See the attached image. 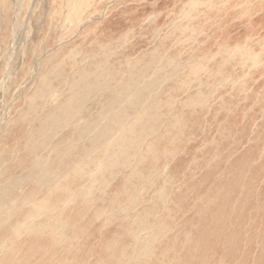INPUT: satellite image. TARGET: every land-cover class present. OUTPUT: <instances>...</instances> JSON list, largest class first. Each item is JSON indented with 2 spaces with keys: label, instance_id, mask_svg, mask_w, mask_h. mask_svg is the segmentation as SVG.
Instances as JSON below:
<instances>
[{
  "label": "rangeland",
  "instance_id": "obj_1",
  "mask_svg": "<svg viewBox=\"0 0 264 264\" xmlns=\"http://www.w3.org/2000/svg\"><path fill=\"white\" fill-rule=\"evenodd\" d=\"M187 1L94 0L71 10L69 24L65 0H0V245L13 242L0 264H264V81L247 100L232 92L247 76L229 68L207 91L211 81L192 68L219 74V46L243 41L248 29L232 7ZM257 25L264 35V13ZM203 91L209 103L194 106ZM80 93L69 118L62 113L71 108L50 101L59 95L68 107ZM87 162L92 174L50 198H61L59 212L40 217L51 230L29 229L19 242L16 226L37 204L24 200L46 199L63 166ZM229 202L244 203L232 229L221 221ZM11 249L19 255L10 258Z\"/></svg>",
  "mask_w": 264,
  "mask_h": 264
},
{
  "label": "bare ground",
  "instance_id": "obj_2",
  "mask_svg": "<svg viewBox=\"0 0 264 264\" xmlns=\"http://www.w3.org/2000/svg\"><path fill=\"white\" fill-rule=\"evenodd\" d=\"M63 1V0H62ZM80 0H65V3H63L62 5H61V7H60V9H62V8H65V10H67L68 12H69V14H71L70 15V19H69V21H68V23L69 24H71V23H73L74 22V15H75V12L76 11H79V9L80 10H82V9H84V8H87V7H91L90 6V4L94 1V0H82L81 2H79ZM205 2V3H204ZM186 4L184 5V7L185 8H187V7H189V5H192V7L193 6H196V8L197 7H199V6H201V5H210L211 7H212V10L214 11V12H221V3H222V5H223V7L224 8H226V7H232V9H233V11L234 12H237L238 14H236V16H235V19L236 20H240L241 22L242 21H245L246 23H245V26L247 27V29H248V32H247V34H246V36H245V39L243 40V41H241V42H237V43H234V42H231L229 45H227V46H225L224 48H222L221 46H219V52L216 54V55H214V58L212 59V61L213 62H216L217 61V59L219 58V57H221V58H223V64L221 65V67H220V73L218 74H216L215 72V74L213 75V76H211L209 73V67H208V65H204V67L203 66H201V65H196V67H194V68H192L193 69V71H197L198 70V74H201L202 75V78L203 77H208L209 78V81H211L210 82V84H208V86H209V88L207 89V91L208 90H211V88H215L216 86H218V85H220L221 84V79H222V81L224 82V78L222 77L223 75H225L226 74V72L228 71V69L230 68V69H232V68H235V67H237V69H239V70H241L242 72H244V74L247 76V78H245V77H243L242 78V83L241 84H239L238 86V88H236V89H234V90H232V92H234V93H237L240 97H242V96H245V97H247V100H249L250 99V97H251V92L253 91V87L251 86V84L252 83H255V85L256 84H258V82H260L261 80H263L264 81V35L262 34V32L259 30V26L257 25V26H254V22H255V19L258 17V15L259 14H262V13H264V0H201V2H199V0H188L187 2H185ZM55 4L57 5L58 4V1H55ZM202 7V6H201ZM53 8H54V6H53ZM58 8V7H57ZM199 9V8H198ZM201 9V8H200ZM63 10V9H62ZM71 10H73V11H75V12H71ZM182 10H184V9H182ZM188 20V19H187ZM186 20V21H187ZM190 20V19H189ZM218 20V19H217ZM175 28H176V26H175ZM178 29V28H177ZM180 29V28H179ZM193 36V35H192ZM188 39V38H187ZM190 41V40H189ZM190 42H192V41H190ZM106 47V46H105ZM115 52V51H114ZM100 54V53H99ZM110 56V55H109ZM113 57V56H112ZM105 58V57H104ZM110 58V57H109ZM109 58H108V56H107V59L109 60ZM62 59V58H61ZM108 60H107V62H108ZM111 60V59H110ZM59 61H60V59H59ZM220 62H221V60H219ZM218 61V63H220ZM106 62V63H107ZM228 62V63H227ZM64 63H66L65 61H62V64H64ZM57 64H59V65H57ZM56 64V66L59 68V66L60 67H62L61 65L62 64H60L59 62ZM102 64V63H101ZM109 64V63H108ZM100 65V64H99ZM54 66L55 65H53V69H54ZM138 66V65H137ZM190 66V65H189ZM232 66V67H231ZM176 67H179V66H175V67H173V68H176ZM248 68V69H247ZM52 69V68H51ZM179 69V68H178ZM177 69V70H178ZM60 70H61V68H60ZM82 70V69H81ZM80 70V71H81ZM219 70L217 71V72H219ZM55 71V70H54ZM80 71H79V73H80ZM176 71V70H175ZM56 72H59V70H56L55 71V73ZM54 73V74H55ZM257 74H259V78H256V75ZM260 74H261V76H260ZM169 75V74H168ZM55 76V75H54ZM169 77H171V76H169ZM261 77V78H260ZM200 76H198V78H196V81H200ZM237 80V79H236ZM235 81V80H234ZM201 82V81H200ZM199 82V83H200ZM262 83V82H261ZM204 84H206V83H204ZM204 84H202L203 86H204ZM200 85V84H199ZM254 85V86H255ZM260 85V84H259ZM155 86H157V85H155ZM201 86V85H200ZM224 86H226V84H224ZM261 86V85H260ZM156 88V87H155ZM206 89V88H205ZM229 89H232V88H229ZM100 90H101V88H100ZM240 90H242V91H240ZM207 91H203V92H201V93H199V94H196L195 96L193 95V97L191 98L192 99V103H194V106H196V105H198L199 107H204V106H207V104L209 103V100H208V97H206L207 95L205 94ZM210 92V91H209ZM103 93V92H102ZM258 93V92H257ZM229 94V93H228ZM231 95V94H230ZM55 96V97H54ZM123 96H125V95H123ZM54 97V98H53ZM84 97V95H83V93H80L79 95H78V98L76 99V97H75V94L74 95H72V97H71V99H70V101L69 102H71V103H68V107L65 105V104H63V105H61V103H62V101H58V99H59V95H53L51 98H50V101H52L53 100V103H56L57 105H55V106H58V104L60 105V109L62 110V111H64V113H66L65 111H66V109L67 110H69L71 107V105H73L74 103H77V101H79L81 98H83ZM231 97L232 98H234V97H236V96H232L231 95ZM240 97H236V98H240ZM114 98H116V97H114ZM41 99H42V97H41ZM110 100H112V99H110ZM116 100V99H115ZM246 100V101H247ZM109 102H111V101H109ZM260 102H263L264 103V82H263V88H262V91H261V94H260V96H259V100H257V103L258 104H260ZM73 103V104H72ZM36 104V103H35ZM35 104H34V106H35ZM78 104H79V102H78ZM127 103H125V105H126ZM53 105V104H52ZM155 105V104H154ZM264 105V104H263ZM110 106V105H109ZM238 106V105H237ZM32 107V106H31ZM38 107V106H37ZM36 107V108H37ZM52 107H54V106H52ZM77 106H74V107H72L71 109L73 110V112H71V111H68V112H70V114H63L62 113V111H61V113H62V116L63 117H66V118H69V117H72V116H74L73 114H74V112H75V108H76ZM263 107V106H262ZM127 108H128V106H127ZM126 108V109H127ZM55 109V108H54ZM70 109V110H71ZM113 109V108H112ZM230 109H233V108H227V110L229 111ZM122 110H124V109H122ZM58 111H59V109H58ZM52 112V111H51ZM55 112H56V110H55ZM58 113V112H57ZM56 115H58V114H56ZM61 115V114H60ZM82 116H85V115H82ZM83 119H85V118H83ZM20 120V119H19ZM21 121V120H20ZM183 121V120H182ZM57 122V121H56ZM145 122V121H144ZM143 122V123H144ZM143 125V124H142ZM110 126H113V122L111 123V125ZM141 128V127H140ZM76 129V128H75ZM109 129V127H107V130ZM111 129V128H110ZM90 130V128L89 129H87V131H89ZM128 130V129H127ZM21 131V130H20ZM126 131V130H125ZM22 132V131H21ZM106 133V132H105ZM177 134V133H176ZM178 135V134H177ZM166 137V136H165ZM223 137V136H222ZM121 139V138H120ZM119 139V140H120ZM113 144V143H112ZM25 145H26V147H30V144L28 143V141L27 142H25ZM109 145H111V143L109 144ZM123 145V144H122ZM107 146V145H106ZM119 146H120V144H119ZM34 147V146H33ZM104 147V146H103ZM153 147H155L154 145L152 146V145H150L149 146V149H151V148H153ZM110 148V147H109ZM35 149V148H34ZM90 149V148H89ZM107 149V148H106ZM37 150V149H36ZM107 151V150H106ZM27 152V151H26ZM25 152V153H26ZM36 152V151H35ZM159 152V151H158ZM152 153V152H151ZM151 153L149 154V155H151ZM263 153V152H262ZM30 154V153H29ZM107 154L105 153V156H106ZM148 155V156H149ZM158 155V154H157ZM27 156V155H26ZM32 157V156H31ZM30 157V158H31ZM156 157V156H155ZM148 157H146L145 159H143V160H141L142 162H146V159H147ZM22 159H24L25 160V158H22ZM47 160V159H46ZM2 160H0V169H1V167H2V165L4 164V162H5V160L4 161H2ZM29 162H30V160H29ZM91 162V161H90ZM24 163V162H23ZM81 163V166H83L84 164L82 163V162H80ZM88 164H86V167L84 168V167H76L75 168V166L73 167V171L72 170H69V169H67L66 171L65 170H62L63 168H64V166H65V164L67 165V164H69V162H63V161H61V166L64 164V166H63V168L62 167H60V168H62V169H60L59 171H60V173H59V171H58V174H59V178L58 179H56L55 181H54V188H53V192H49V190L46 192V193H44L43 192V194H45V196L44 197H46V195H48V197L46 198V199H43V198H40L41 197V195H39V197L38 198H35V197H33L34 195H35V193L36 192H33V193H31V195H29V198H26L24 201H25V204H27V202L28 203H30V201H37V204L35 205V207L33 208V210L32 211H30L29 213H27V214H23V215H25V219L23 220V222H21V224H19V225H17L16 227H17V229L15 230V229H13V232H14V230H15V234H16V237L15 238H17V239H19L18 241L20 242V238H24V236H25V234L26 233H28V231H29V229L31 230V231H33L34 229H36V231H37V229H39L38 230V232H36V234L38 233V234H42V231H45V229L46 230H51L50 229V225L48 224V221H45V220H47L46 218H48V216L47 215H54L56 212H57V210L58 209H60V203H59V201L61 200V198H59L60 200L58 201V202H55L54 204L52 203L53 202V199L50 201V198H54V199H56L55 198V195H57V194H60L62 191V189H64V192H66L67 193V191H68V189L69 188H71V185L72 184H74V181L72 182V184L71 185H69V183H71V182H69V183H67L66 184V186L64 185L65 184V182L67 181L68 182V180H75V179H77V177L80 179V177L82 178V179H84V178H86V177H88V175L89 174H92V173H90V172H92V170H90V172H89V174L87 173V175L85 174V171H86V168L87 167H89V162H87ZM78 164V163H77ZM83 164V165H82ZM91 164H92V162H91ZM90 164V165H91ZM98 164V163H97ZM35 165H36V163H35ZM70 165V164H69ZM80 165V164H79ZM78 165V166H79ZM100 165V162H99V164H98V166ZM144 165V164H143ZM85 166V165H84ZM140 166H142V165H140ZM8 167V166H7ZM68 167V166H67ZM11 168V167H10ZM18 168V167H17ZM72 168V167H71ZM99 168V167H98ZM97 167L95 168V169H98ZM101 168V167H100ZM138 168V167H137ZM65 169V168H64ZM102 169V168H101ZM11 170V169H10ZM69 170V171H68ZM62 171H64V172H66V174L64 173V175L62 174ZM72 171V172H71ZM94 172H96V171H94ZM94 172H93V174H94ZM71 173V174H70ZM55 174V173H54ZM73 174V176L71 177V175ZM83 175V176H82ZM99 175V174H98ZM97 175V176H98ZM94 176H96V175H94ZM99 176H101V175H99ZM75 177V178H74ZM95 178H97V177H95ZM94 178V179H95ZM12 179V178H11ZM62 179H64V182H62L63 180ZM82 179H80V181L82 180ZM77 181V180H76ZM80 181L78 180V183H80ZM93 182V181H92ZM92 182L90 183V184H92ZM75 185V184H74ZM73 186V185H72ZM91 186V185H90ZM249 186H251V185H245L244 186V189L247 191L250 187ZM74 187V186H73ZM76 187V186H75ZM247 187H249L248 189H247ZM88 188V187H87ZM91 188V187H90ZM255 188H257V187H254V189ZM49 189V188H48ZM89 189V188H88ZM135 189V188H134ZM74 190V189H73ZM79 190H80V188H79ZM82 191H81V193L82 192H84L85 190L84 189H81ZM59 191H61V192H59ZM90 191V190H89ZM256 191V190H255ZM254 191V192H255ZM87 192H88V190H87ZM139 192H140V190H139ZM76 193H77V191H76ZM81 193L79 194L78 193V195H81ZM141 193V192H140ZM5 193H2V195H4ZM62 194V193H61ZM60 194V195H61ZM65 194V193H64ZM247 194V193H246ZM54 195V196H53ZM77 195V194H76ZM86 195L87 194H85V196L84 197H86ZM141 195V194H140ZM245 195V194H244ZM58 196V195H57ZM89 196H91V195H89ZM250 196V195H249ZM255 196V195H254ZM70 197H74V193H72L70 196H69V198ZM228 197V196H227ZM77 198H78V196H77ZM82 197H80V199H81ZM88 198V197H87ZM93 198V197H92ZM247 198V197H246ZM58 199V198H57ZM71 199V198H70ZM66 200V201H71V200H75L74 198L73 199H71V200ZM249 199H250V197H249ZM62 200H63V198H62ZM85 200V199H84ZM55 201V200H54ZM249 201V200H248ZM64 202V201H63ZM236 202H237V200H236ZM236 202H234L233 203V206H231V204H230V202L229 203H227V204H225V208L224 207H222L221 206V221L222 220H224L225 219V222L227 221V222H232L231 224H230V226H231V229L233 228V227H235V222L236 221H233V220H235V216H236V214L238 213V211L240 212V214H242V212H243V204L244 203H241L242 205L241 206H239L240 204L239 203H236ZM242 202V201H241ZM244 202V201H243ZM66 204H67V202H65ZM71 202H69L68 204H70ZM24 204V203H23ZM63 204V203H62ZM88 204H89V202H88ZM88 204L86 205V206H88ZM221 205H222V203H221ZM226 205H228V206H230V208H227V206ZM247 205H249V204H247ZM56 206V207H55ZM236 206V207H235ZM247 207V206H246ZM89 208V207H88ZM169 208V207H168ZM251 208V207H250ZM63 210H64V208H62ZM61 209V210H62ZM166 210H167V208H166ZM23 210H21V211H18V213L19 212H22ZM60 210H58V212H59ZM87 211V210H86ZM168 212V211H167ZM4 213V211H2V210H0V214H3ZM11 213V212H10ZM9 213V214H10ZM16 213V211H14V213L13 214H15ZM64 213V212H63ZM96 213V212H95ZM60 214V213H59ZM45 215V216H44ZM42 216H44V219H43V221H41L40 222V217H42ZM96 217H97V215H95ZM170 216V215H169ZM56 217V216H55ZM58 217V216H57ZM59 217H61V216H59ZM64 217V216H63ZM96 217H94L95 219H97ZM51 219L53 218L54 220H52V221H56V219L54 218V217H50ZM62 218V217H61ZM64 220L66 219V217H64L63 218ZM28 220H30L29 222H27ZM37 220H39V222L37 221ZM61 220V219H60ZM51 221V220H50ZM67 221V220H66ZM66 221H64V222H66ZM57 222H58V220H57ZM64 222H62V224L64 223ZM60 223V222H59ZM59 223H58V225H59ZM2 224V223H1ZM51 224V223H50ZM55 224V223H54ZM57 224V223H56ZM61 224V223H60ZM61 224V225H62ZM72 224V223H71ZM9 225V224H8ZM7 225V226H8ZM67 225H68V223H67ZM60 226V225H59ZM62 226H64V228L65 227H67V226H65V225H62ZM52 227V226H51ZM61 227V226H60ZM68 227L69 228H71L69 225H68ZM10 228L11 227H9V229H8V231L10 230ZM146 228H147V226H146ZM53 229V228H52ZM55 229H56V227H55ZM55 229H54V231H55ZM68 229V228H67ZM74 229V228H73ZM119 229V228H118ZM3 230H6V229H4L3 228ZM62 230H64L63 229V227H62V229H61V232H62ZM119 230H121V229H119ZM30 231V232H31ZM53 231V230H52ZM4 232V231H3ZM41 232V233H40ZM57 231H55L54 233H56ZM59 232V231H58ZM65 232H66V230H65ZM119 232V231H118ZM148 232V231H147ZM12 233V232H11ZM62 233H64V232H62ZM61 233V234H62ZM14 234V235H15ZM35 234V233H34ZM44 234H46V233H44ZM60 234V233H59ZM74 234V233H73ZM14 235H13V237H14ZM63 235V234H62ZM28 236V235H27ZM49 236V235H48ZM64 236V235H63ZM109 236V235H108ZM57 237H59V236H57ZM14 238V239H15ZM27 238V237H26ZM59 238H61V237H59ZM107 238V237H106ZM16 239V240H17ZM25 239V238H24ZM76 239V238H75ZM78 239V238H77ZM76 239V240H77ZM108 239H110V238H108ZM157 239H158V237H157ZM8 240V239H7ZM73 241H74V239H72ZM98 240V239H97ZM12 241H14V240H12ZM18 241H17V243H18ZM53 241V240H52ZM72 241V242H73ZM139 241V240H138ZM137 241V242H138ZM154 241V240H153ZM16 241H14V243H15ZM102 242V241H101ZM129 242H130V240H129ZM150 242V241H149ZM159 241L157 240V241H155L154 242V244H157ZM11 243H13V242H5L4 241V243H2L1 245H0V254H1V249H3L5 246H8V245H10ZM74 243H75V241H74ZM52 244V243H51ZM125 244V243H124ZM130 244V243H129ZM135 244H136V242H135ZM153 244V242L151 243V246L152 245H154ZM15 245V244H14ZM53 245V244H52ZM72 245V244H71ZM71 245H69V246H71ZM132 245V244H131ZM136 245H138V244H136ZM12 246V245H11ZM11 246H9V247H11ZM17 246H19V245H17ZM127 246L129 247L130 245H128L127 244ZM29 247V246H28ZM121 247H122V245H121ZM13 248V247H12ZM118 248H119V246H118ZM137 247L136 246H133V249H136ZM9 249V248H8ZM72 249V248H71ZM14 250V249H13ZM12 249L10 250V253H9V257H10V255H12L13 257H14V251H13ZM19 250V249H18ZM17 250V251H18ZM60 250H63V248L62 249H60ZM14 253H13V252ZM16 251V252H17ZM67 251V250H66ZM164 251V250H163ZM135 252H136V250H135ZM13 253V254H12ZM67 253V252H66ZM128 253V252H127ZM161 253V252H160ZM168 253V252H167ZM166 253V254H167ZM16 254V253H15ZM155 254V253H154ZM165 254V253H164ZM16 255H19V254H16ZM15 255V256H16ZM3 256H5V255H3ZM8 256V255H7ZM12 256L10 257V258H12ZM115 256V255H114ZM47 257V256H46ZM122 257L124 258L123 259V261H125L128 257L126 256V254H123L122 255ZM163 257H165V256H163ZM9 258V259H10ZM23 258V257H22ZM21 258V259H22ZM27 258H28V256H27ZM45 258V257H44ZM118 258H120V257H118ZM166 258V257H165ZM26 259V258H25ZM31 259V258H30ZM66 259V258H65ZM7 260H8V258H7ZM6 260V261H7ZM28 260V259H27ZM117 260H120V259H117ZM6 261H4V262H6ZM111 260H108L107 261V264H113L112 262H110ZM127 261V260H126ZM162 261V260H161ZM3 262V263H4ZM12 262V261H11ZM10 262V263H11ZM15 262V261H14ZM45 262V261H44ZM103 262V261H102ZM121 262V261H120ZM119 262V263H120ZM0 263H1V261H0ZM27 263V262H26ZM64 263V262H63ZM71 263H72V261H71ZM7 264H8V262H7ZM19 264V263H18ZM25 264V263H24ZM41 264H42V262H41ZM50 264V263H49ZM106 264V263H105ZM116 264V263H115ZM126 264V263H125ZM162 264V263H161Z\"/></svg>",
  "mask_w": 264,
  "mask_h": 264
}]
</instances>
